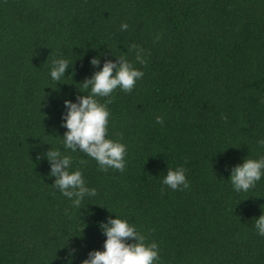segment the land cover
Wrapping results in <instances>:
<instances>
[{
    "label": "trees",
    "instance_id": "1",
    "mask_svg": "<svg viewBox=\"0 0 264 264\" xmlns=\"http://www.w3.org/2000/svg\"><path fill=\"white\" fill-rule=\"evenodd\" d=\"M61 55L72 64L53 81ZM113 55L143 76L97 97L126 145L123 170L102 171L63 145V101ZM262 140L264 0H0V264H63L69 246L79 264L115 214L157 242V264H264V175L240 192L228 179ZM50 148L95 196L75 206L54 188ZM178 165L188 187L174 190L161 181Z\"/></svg>",
    "mask_w": 264,
    "mask_h": 264
},
{
    "label": "clouds",
    "instance_id": "2",
    "mask_svg": "<svg viewBox=\"0 0 264 264\" xmlns=\"http://www.w3.org/2000/svg\"><path fill=\"white\" fill-rule=\"evenodd\" d=\"M119 27L120 30H124L128 25L121 22ZM141 52L142 50L137 48L135 59L142 65L145 60ZM113 56L116 57L115 60H105L97 71L82 82V88L87 90L86 94L78 96L74 101L68 99L63 101L65 111L62 113V124L66 129L62 137L63 145L73 152L79 148L86 156L93 158L102 171L108 168L123 170L126 145L106 135L109 109L106 103L99 102L97 97H110V93L117 87L125 92L130 91L136 80L143 76V70L135 67L132 61L124 56ZM89 62L96 65L99 61L93 56ZM71 64L72 62L63 55L53 59L49 69L50 78L53 81H60ZM155 120L158 123L163 122L161 116H156ZM259 143L264 144V140ZM44 155L50 163L48 175L54 177L52 185L69 199L75 196V199H71L72 205L80 206L85 195L95 196L96 189L86 185L81 170L79 168L69 170L71 160L69 155L61 154L53 148ZM185 171L179 165L167 168L161 183L174 190L186 188L188 181ZM262 175L264 155L243 158L231 168L228 179L233 190L240 192L247 191ZM99 226L105 237L102 249L90 250L79 264H157L159 260L157 242H146L145 235L135 224L129 223L127 218L115 214L101 222ZM253 227L258 235L264 236V211L253 219ZM74 254L75 249L69 246L63 264H72Z\"/></svg>",
    "mask_w": 264,
    "mask_h": 264
}]
</instances>
